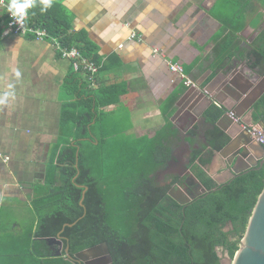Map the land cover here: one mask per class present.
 I'll use <instances>...</instances> for the list:
<instances>
[{"label": "crops", "instance_id": "1", "mask_svg": "<svg viewBox=\"0 0 264 264\" xmlns=\"http://www.w3.org/2000/svg\"><path fill=\"white\" fill-rule=\"evenodd\" d=\"M52 3L57 5L53 14L65 15L69 33L92 53L88 59L99 67L94 76L95 88L103 84H119L124 88L97 106L89 138L93 144L89 149L96 144L97 151L105 152L114 137L109 134L112 131L122 136L125 148L150 152L146 149L149 141L171 122L179 138L172 152L192 153L194 147L189 140L206 144L204 126L209 127L210 122L202 119L196 124L200 127L193 138L190 132L194 128H188L190 117H185V112L190 109L199 115L210 101L213 104L209 109L213 106L238 109L252 86L264 77L259 69L251 67L252 50L261 43L260 34L264 31V0H52ZM241 12L244 22L240 23ZM7 19L6 10L0 8V260L4 254L8 257L3 264H16L23 262L24 254L31 249L51 253L54 245L62 248L56 242L49 244L47 238L34 237L39 221L34 199L46 181H57L49 162L62 138V111L66 103L78 100L77 90L86 86L87 77L74 71L72 62L63 59L51 41L36 40L32 35L6 34ZM133 33L142 41L131 39ZM227 39L234 41L235 49L218 67L214 53ZM155 49L165 56H155ZM169 62L180 63L185 76L200 89L185 87L181 77L170 71ZM253 115L254 110L244 115L243 125L262 124L256 123ZM222 125L229 127L227 134L231 139L243 132V126L232 125L228 120ZM103 139L105 143H100ZM199 145L195 147L200 148ZM208 151L210 147L203 149ZM173 157L172 168H180L164 175L180 179L181 166L188 165L185 160L173 162ZM218 157L221 164L215 157L206 170L215 182L221 183L230 180L231 170L225 168V157ZM18 204L34 210L37 220L33 229L25 230L18 224L4 228L11 222L1 221L2 207L15 208Z\"/></svg>", "mask_w": 264, "mask_h": 264}, {"label": "trees", "instance_id": "2", "mask_svg": "<svg viewBox=\"0 0 264 264\" xmlns=\"http://www.w3.org/2000/svg\"><path fill=\"white\" fill-rule=\"evenodd\" d=\"M33 5L26 10L29 26L45 29L63 46L77 47L85 57L92 56L87 46L78 43L77 37L69 33L65 15L58 13L56 17L53 14L57 5L52 3L43 12L41 0H34ZM243 16L241 12L240 23L244 22ZM260 42L252 50L251 67L264 74V31L260 34ZM222 44L214 53V63L218 67L235 49L233 40L227 39ZM93 59L97 61L95 57ZM86 77V86L77 90L78 100L66 103L62 111V138L49 162L57 181H46L35 196L39 221L34 237H57L65 224L76 223L62 233L64 249L68 247L71 256L106 243L113 257L112 264H222L219 249L233 259L264 189V167L251 169L223 185H218L208 175L206 168L214 154L231 140L216 125L224 109L215 106L209 109L206 120L210 126H204L206 144L189 140L194 148L188 167L207 193L181 204L169 194L173 185L180 182L179 177L170 176L172 182L168 185H161L156 180L157 173L171 160L173 145L179 139L171 122L149 141L148 146L145 145L150 152L121 161L118 170L122 174L113 178L111 175L98 178L93 175L85 152V145L90 143L88 146H92L93 141L85 139H89L93 131L97 106L124 88L119 84L95 88L96 81L92 85L89 76ZM212 112L213 119L210 118ZM253 118L256 123L264 122V95L254 107ZM199 127L196 125L191 130V137L196 138ZM74 140L76 144H73ZM104 140L100 143H105ZM197 144L200 148L195 147ZM76 145L80 147L78 167ZM208 147L210 151L203 152ZM137 166L141 169L135 171ZM84 187L88 189L84 206H81ZM1 255L0 264H3L8 256ZM24 256L26 259L16 264H72L65 255L54 257L46 250L35 252L31 249Z\"/></svg>", "mask_w": 264, "mask_h": 264}, {"label": "water", "instance_id": "3", "mask_svg": "<svg viewBox=\"0 0 264 264\" xmlns=\"http://www.w3.org/2000/svg\"><path fill=\"white\" fill-rule=\"evenodd\" d=\"M263 95L264 77L256 87V90L254 92H250L249 96L244 100V102L238 109H230L224 107V114L216 123V125L225 133H229V127L223 126V121L228 120L232 125L235 123L238 127L243 126L242 120L244 115L254 110L255 105L259 102ZM212 104L213 102L210 101L208 108L201 112L199 115L197 113L195 115V112H192V110L188 109L184 114L185 117H190L188 128H194L193 126L198 124L202 119L206 121V119H208V109ZM233 117L238 119V121L235 122ZM261 125L264 126L263 121ZM241 128L243 129V127ZM242 131L243 132L238 136L232 137L230 142L218 153V155H221L225 158L228 157V165L232 167L231 178L230 180L225 181V184L231 180L238 178L243 173H247L249 170L254 169V167H258L259 169L264 167V145H261L253 140L247 130H245V128ZM77 149L78 151L76 166L78 167L80 147L77 146ZM190 154L191 152H188V155ZM229 155H233L232 158L229 159ZM173 158V162L179 161L175 156ZM246 159H250L252 161L251 165H248V167L246 166V168L243 169L238 168L240 162L246 165ZM181 168L183 169V171L181 172L180 178H183L186 174H188V178L186 179L185 184H196L199 188V196L205 195L207 193V189L200 183L196 176L191 173L188 166H181ZM220 184L223 185V183ZM83 189L84 191L80 202L81 206H84L83 201L85 199L86 191L88 188L84 187ZM169 194L172 198H174L181 204L190 202L188 199L185 200L186 197L195 199V197H191L189 193L188 196L187 192H183L181 194L184 197L183 200L179 196L174 194L173 190L170 191ZM75 224L76 223L65 224L64 228L56 238H47L46 241L49 244H51L52 242H56L57 244L62 245L61 239L63 238L62 233L64 229L66 227H72ZM57 256H61V253L59 252ZM226 256L228 262L222 261V264H264V189L258 197L257 203L251 213L246 233L240 242L239 250L237 251L233 259L229 257L228 253L226 254ZM68 258L71 259L72 256L68 254ZM76 258L84 261L86 264H109L112 262V256L106 243L90 248L87 251L80 252L76 254Z\"/></svg>", "mask_w": 264, "mask_h": 264}, {"label": "built area", "instance_id": "4", "mask_svg": "<svg viewBox=\"0 0 264 264\" xmlns=\"http://www.w3.org/2000/svg\"><path fill=\"white\" fill-rule=\"evenodd\" d=\"M8 2L6 0H0V8L6 10L7 13V25L6 34H19V35H32L36 40H48L51 41L54 46L59 51L60 56L63 59L70 60L73 64V69L77 73H84L89 76L90 82L93 85L95 83L94 76L98 73L99 67L93 61L84 56L81 50L77 47H67L63 46L57 38H52L45 29L36 28L29 26L28 24V14L25 16L22 22H17V20L11 17L10 13L7 11ZM131 39H138L139 42L142 41L140 36L136 33L131 35ZM155 56H165V53L159 49L153 50ZM170 71L179 75L183 81L185 87L189 89H200L196 82L185 76L184 68L180 63L169 62ZM234 118V117H233ZM237 122L238 119L234 118ZM247 130L253 140L261 145H264V126L261 124L243 125V129Z\"/></svg>", "mask_w": 264, "mask_h": 264}, {"label": "rangeland", "instance_id": "5", "mask_svg": "<svg viewBox=\"0 0 264 264\" xmlns=\"http://www.w3.org/2000/svg\"><path fill=\"white\" fill-rule=\"evenodd\" d=\"M110 135H114L111 141H109L107 145V149L105 148V152L97 151L99 147L94 144L93 147L88 148V143L85 145V152H87L88 159L90 161L91 169L93 175L98 178L101 175L104 176H112L115 177L117 174H122L119 172L118 168H120V163L121 161L126 158H132L135 154H137V157L140 155L145 154V152L138 153L136 152V149L134 147L130 148H125V141L122 140V136H117L116 134H113L112 131H109ZM91 142V141H90ZM92 143V142H91ZM183 157V156H182ZM218 162L221 164V158L218 157ZM221 159V160H220ZM138 160V159H137ZM184 160V159H183ZM135 171L140 170L141 166L134 167ZM220 171H223L220 169ZM169 175V174H165ZM167 177L164 176L163 180L161 179L160 181L162 183L168 182ZM173 190V193L176 194V190ZM180 193V192H179ZM178 195V194H176ZM190 200V198H187ZM186 200V198H185ZM3 209V216L2 220L9 221L11 222L9 225L5 226V229H10L12 228L13 225L18 224L21 228L25 230H30L33 229L37 220V215L34 214V210L31 209V207H27L26 205H21L18 204L17 207L12 208V207H7L4 205L2 207ZM222 249H219V256L221 257L222 261L228 262L227 260V252L221 251Z\"/></svg>", "mask_w": 264, "mask_h": 264}, {"label": "flooded vegetation", "instance_id": "6", "mask_svg": "<svg viewBox=\"0 0 264 264\" xmlns=\"http://www.w3.org/2000/svg\"><path fill=\"white\" fill-rule=\"evenodd\" d=\"M260 81L261 80H259L258 82H256L255 83V85H253L252 86V92H254L255 90H256V87L259 85V83H260ZM212 114V113H211ZM210 114V115H211ZM173 153H175V157H176V159H178L179 160V163L181 162V161H183V159L185 160V165H189V162H190V156H191V154L190 155H188V152H172V157H173ZM219 152H217V153H215L214 154V157H213V159H212V161L214 160V158L215 157H217ZM183 156V157H182ZM232 156L233 155H229V159L230 158H232ZM246 161V165H244L243 163H241L240 162V164L238 165V168H240V169H243V168H246V166L248 167V165H251V160L250 159H246L245 160ZM223 163L225 164V168H227V170L229 169V170H232L231 168L232 167H230L229 165H228V157L227 158H225V160L223 159ZM172 165H173V163L172 162H168V164L166 165V167L165 168H163L162 170H160V171H162V172H160V173H158L157 174V177H156V180L160 183V184H162V185H168V184H170L171 182H172V178L170 179V175H164V172L165 173H169V172H171V171H174V169L175 170H178L179 168L178 167H176L175 166V168H172ZM254 168H256V167H254ZM232 172V171H231ZM230 172V173H231ZM164 176L165 177H168L169 179V182L168 183H162L160 180L161 179H163L164 178ZM173 177V176H172ZM188 178V176H186V177H183V178H180V182L179 183H177V184H175V185H173V187L171 188V189H174V190H176V194H178L177 196H179L182 200L184 199V197L181 195L183 192H187V195H188V193H189V195L191 196V197H195V199H197V198H200V197H202V196H199V194H198V192H199V188L197 187V185L196 184H191V185H189V184H185V181H186V179ZM192 182V181H191ZM217 183V182H216ZM221 183H223V184H225L224 182H221ZM218 185H221L220 184V182H218L217 183ZM190 189V190H189ZM171 191V190H170ZM180 192V193H179ZM188 195V196H189ZM188 197H186V199H187ZM195 199H190L189 201H193V200H195ZM56 238V237H55ZM62 245H60V246H62V248L59 250V248L57 247V245H54V247H53V250H51V255H53L54 257H60V256H57V254L60 252L61 253V256L63 255V246H64V241H65V237H63L62 239ZM101 244H103V243H100V244H98V245H101ZM59 245V244H58ZM98 245H95V246H98ZM95 246H93V247H95ZM93 247H89V248H86V249H84V250H82V251H80V252H83V251H87L88 249H90V248H93ZM68 248V247H67ZM67 248L65 249V257L66 258H68V254H69V248H68V253H67ZM80 252H77L76 254H78V253H80ZM220 252V251H219ZM111 253V252H110ZM76 254L75 255H73L72 256V258L71 259H69L71 262H72V264H86L84 261H82V260H79V259H77L76 258ZM70 255V254H69ZM88 255V254H87ZM111 256H112V254H111ZM113 263V257H112V262L111 263H109V264H112Z\"/></svg>", "mask_w": 264, "mask_h": 264}, {"label": "clouds", "instance_id": "7", "mask_svg": "<svg viewBox=\"0 0 264 264\" xmlns=\"http://www.w3.org/2000/svg\"><path fill=\"white\" fill-rule=\"evenodd\" d=\"M41 11H46L52 5V0H41ZM33 0H9L7 11L17 22H22L27 15L26 10L33 7Z\"/></svg>", "mask_w": 264, "mask_h": 264}]
</instances>
